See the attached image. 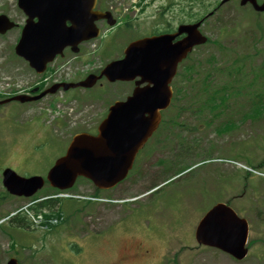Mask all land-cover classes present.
<instances>
[{"label": "rangeland", "instance_id": "1", "mask_svg": "<svg viewBox=\"0 0 264 264\" xmlns=\"http://www.w3.org/2000/svg\"><path fill=\"white\" fill-rule=\"evenodd\" d=\"M104 1L108 5L119 3L124 8L130 2V0ZM215 1L173 0V3L169 4V0H153L151 5H148L149 2L146 4L147 7L145 6V9L147 11L141 13L142 10L140 9L136 13L135 16H139L142 20L137 17L139 21H135L130 26L122 25L116 33H109L105 41L109 44L110 52L116 55L130 40L150 33L151 26L150 24L147 26L146 23L150 22L147 19L151 18L154 13H151V11H155L158 14L162 11L161 14L164 15L169 24L175 25L179 21L188 18L185 14L180 13L177 4L187 6L185 7L186 9L190 6L193 12H197L203 11L205 7L211 9ZM224 5L219 8V11H216L206 19L201 27L206 36L211 40H218V42L217 44L209 43L203 45L197 51L195 49L192 59L194 62L199 60L200 63L194 65L196 71L189 74H193L191 76L192 80L180 82L181 89L186 88L183 93L188 92V95L183 97L185 104H198L200 99L205 96L199 90L197 81L194 80L202 79L206 68L210 69L206 64H201L208 56L214 57V63L217 67L225 69L234 60L246 57L247 53H253V58L249 64L244 65L242 73L247 76L245 78L246 82H248L250 77L259 78L249 81L255 87L261 84L264 90V66L260 68L261 63L264 64V31L254 25V19L259 20V16L254 18V12L250 11L248 7L243 9L244 12L239 10V8L232 7L238 5L237 2H230ZM228 10L229 12H226ZM236 10L238 12L234 13ZM0 12L8 14L19 23L23 21V15L16 8L15 0H0ZM126 14L131 16L129 13ZM248 17L253 18L248 19ZM260 17L264 20L263 13L260 14ZM234 23L237 24L239 31H229L228 35H223V26L228 28ZM162 24L165 23L161 22L157 26L162 28ZM17 34L18 30H12L3 38H0V56L6 58V61H0V76H4L3 71H10L14 68L19 69L18 73H23L24 76H31L32 74L26 65L22 61L15 59L10 52ZM87 45L91 52H95L97 46H99V41H92ZM96 55V57L92 56L91 59L86 56L87 61L93 59L92 64L78 62L72 58L64 60L63 64L66 67L64 72H70L71 76H78L83 74L85 70H89L90 67H99L105 60H100L98 57L100 55L99 51L96 52ZM191 63V60H189L187 65ZM248 66H253V68ZM76 67H78L76 69L77 72H75ZM248 68L259 69L256 71L251 70L250 73ZM178 70L182 74L183 67L180 66ZM224 77H226L225 74H217L215 75V80L213 78L210 79V83L212 81L220 82ZM34 78H18L20 80L19 85L23 88L27 87L26 90H28L34 84ZM1 79L0 77V85L2 86L7 81ZM9 86L14 87L15 85L10 84ZM108 88L106 89V85L94 87L91 93L81 90L77 91V88L64 91L63 97L65 95V98H70L71 96L80 98L77 100L74 98L69 99L74 101L67 105V110H64V114L68 118V125L65 123V126L62 123L54 126L46 124V121L50 120L51 114H46L44 107L52 100V97L47 96L34 104H26L25 107L24 104L18 101H10L0 105V175L3 169L10 168L24 177L32 175L45 176L54 160L65 152L67 140L64 139L63 134L65 136L68 135L69 138L75 128L98 120L107 104L116 99V97L124 96L127 91L126 85L122 84H108ZM92 93L98 95L88 99ZM234 99L231 102L232 106L237 103L243 105V100L246 99V96L234 97ZM179 104H182V102L176 100V105ZM176 110L165 113L166 120L170 121ZM250 114L251 112H248V115ZM186 116L187 113L183 112L176 119L175 125H162L165 129L164 152L170 156L173 153L180 155L184 152L190 155L187 156L185 154L186 158L182 161L184 166L177 170L180 173L162 184L150 198L143 197L131 203L135 205L144 200L138 217L145 218L147 236H153V239H147L152 246L149 253L146 255L127 253L123 248L125 246L124 240L127 237L121 235L104 237L102 244L98 248H93L88 244L82 245L80 242L85 239V233L103 230L107 234L106 226L122 216L120 203L113 205L114 211L112 213L108 212V209L103 208L104 205H99L95 208H89L88 212L90 214L84 215L81 213L85 212L87 207H84L81 201L60 198L58 201L62 205L61 210H65L67 214H63V216L68 219L65 222L60 221L50 229L31 228L35 227L33 224L23 228L13 226L8 221L0 224V264L6 262L9 258L7 255L16 257L20 264H109L112 261L117 264H264V241L260 240L264 237V226L260 223L264 220V182L259 183V178L261 177L259 174L254 172L246 173L243 168L237 166V162L243 161L256 168L255 165L264 151V116L258 121L250 119L237 120L238 127L234 122L227 120L221 128L223 133H225L222 135L218 134L217 129L212 131V126L218 125L222 118L216 120L211 127L205 130L201 129L188 134V130L181 129L182 123L192 124L190 121L184 120ZM230 117L235 119L236 115L231 114ZM240 117L238 115L237 119ZM53 122L55 121H52L51 124ZM35 131H40L41 135H33ZM243 149L245 155L243 154ZM195 152L200 153L194 154ZM156 158H151L150 167L146 166L147 172L150 173ZM196 161L202 162L196 164ZM214 174L218 175L216 180L215 177H212ZM154 179L155 174H149L144 181L134 186H131L129 181H125L110 192L115 195L111 199L134 196L143 192ZM78 181L76 184L79 183L77 186L79 191H72V193L77 194L78 192V194L87 195L92 191L90 183L85 180ZM244 181H247L249 186L239 197L237 195L241 192L242 182ZM257 183H259V186L255 187ZM210 184L214 188H210ZM1 188L0 184V198L6 195ZM48 189V185L45 184L37 192L40 194L37 197L43 196ZM121 193L123 195L118 196ZM226 194L227 197L231 194L236 195L232 200L231 206L235 208L239 215H242L240 208L242 206L246 207L245 216L249 217L252 222L250 237L259 236L257 238L259 241L251 245L247 258L243 261H236L223 252L205 246L199 249L193 248L195 245L193 232L198 219L215 201L226 196ZM260 198L263 201L262 204ZM29 201L23 198L6 197L3 201H0V215L11 212L29 203ZM259 203L260 207L255 206ZM56 205L57 202L55 201L52 207L45 206L42 210L49 212L50 209L54 210ZM71 208H74L77 214L73 213L75 211L71 213ZM256 213L259 214L258 218ZM99 223L100 226H98ZM256 232H259L260 235H253ZM108 233L111 232L109 231ZM188 244H190L192 249L187 247ZM30 252L35 254L32 262L27 257ZM78 252H83L82 255L85 257H79Z\"/></svg>", "mask_w": 264, "mask_h": 264}, {"label": "water", "instance_id": "2", "mask_svg": "<svg viewBox=\"0 0 264 264\" xmlns=\"http://www.w3.org/2000/svg\"><path fill=\"white\" fill-rule=\"evenodd\" d=\"M19 5L26 12L37 9L39 14L36 15L39 20L42 19L36 23L30 21L17 48V52L34 66H38L36 48L40 46L42 35H58L65 39L62 40L64 43L75 44L97 35L93 23L95 19L107 17L110 24L114 22L109 13L91 12V5H87L85 0H19ZM255 7L264 9V4ZM45 9L49 10L46 14ZM66 20L73 26L65 27ZM198 24L182 25L173 35L145 37L132 42L125 48L122 59L106 65L100 75L104 74L110 80L131 79L140 75V82L148 81L153 85L136 88L125 101L111 105L100 126L99 137L74 136L65 155L58 158L47 173V180L52 186L60 189L70 187L76 177L82 175L99 187L108 188L125 177L136 151L156 128L160 119L159 111L169 103L171 92L168 82L175 73L177 63L195 44L205 40L196 29ZM11 26L12 23L1 15L0 31ZM182 32L186 35L172 43L171 39ZM95 80L96 77L89 76L76 84L61 86L64 89L77 85L91 86ZM13 99L24 101L35 98L21 95ZM3 183L9 192L29 196L42 186L43 179L40 176L20 177L6 169L3 172ZM246 230L245 220L237 218L224 203H218L200 220L196 236L199 242L216 246L241 259L246 255ZM7 264L17 263L12 258Z\"/></svg>", "mask_w": 264, "mask_h": 264}, {"label": "flooded vegetation", "instance_id": "3", "mask_svg": "<svg viewBox=\"0 0 264 264\" xmlns=\"http://www.w3.org/2000/svg\"><path fill=\"white\" fill-rule=\"evenodd\" d=\"M257 1L262 2L264 0H257ZM246 5H249V4H246ZM97 9H102V10L105 9L103 6V3L101 1H97ZM262 13L264 14V11H262ZM180 37L181 36H178V37H176V39H178ZM172 81H173V79H172ZM97 83L100 86L103 84L102 81H98ZM129 83L131 85V89L129 91V93H130L133 89L134 81H131ZM188 113H189L188 117L199 116L200 109L192 106L190 108V110L188 111ZM98 125H100V121L92 122L85 128V131L92 134V135H96L98 133ZM184 127L187 128L186 126H184ZM164 130H165L164 127H161V125H160L158 127V129L152 133V135L148 138V140L144 144V146H145L151 140L150 141V144H151L150 149L149 150L147 149V151H144L143 150L144 147H142L137 152L133 166H132V168L128 174L133 172V174H135L136 177L144 178L146 176L145 174L147 172L146 166L148 165L150 167L151 158H154V157H157V158L154 159L155 163H154L153 167L151 166L152 167V169L150 171L151 173H154L156 169H159L162 166L167 165V162L171 156L166 154L163 150V145L165 142V136H164L165 131ZM175 155L176 154L173 153L172 156H175ZM137 181H139V179ZM134 184H136V183H134ZM123 248L127 253L130 252L131 254H134V255H137V254H145L146 255L149 252V249L147 248L144 240L138 239V238H133L132 240L128 241L127 244Z\"/></svg>", "mask_w": 264, "mask_h": 264}, {"label": "trees", "instance_id": "4", "mask_svg": "<svg viewBox=\"0 0 264 264\" xmlns=\"http://www.w3.org/2000/svg\"><path fill=\"white\" fill-rule=\"evenodd\" d=\"M240 70L237 69L235 71L238 73H241ZM259 88H260V90L257 87L256 90L247 91L244 94L249 96V101H248L247 105H249L251 107V109L254 111L253 115L257 118L262 119V116H264V90H263V87H261V86H259ZM254 91H256V93ZM223 92H225V91H223ZM225 93H227V92H225ZM218 94H220V92L213 91L212 98H211V99H214L213 102L215 101V98L217 97ZM218 98H221V100L223 102L225 97L219 96ZM54 202H55V200L50 199L48 201H43L42 203H40L39 206L47 205V206L52 207ZM56 202H57V200H56ZM35 209H36V211H39L38 207H36ZM13 220L18 222L19 220L20 221L23 220V218L21 215H18L16 217H14Z\"/></svg>", "mask_w": 264, "mask_h": 264}]
</instances>
